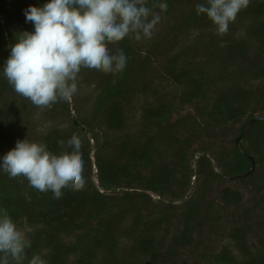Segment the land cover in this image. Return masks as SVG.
<instances>
[{"label":"trees","instance_id":"trees-1","mask_svg":"<svg viewBox=\"0 0 264 264\" xmlns=\"http://www.w3.org/2000/svg\"><path fill=\"white\" fill-rule=\"evenodd\" d=\"M177 1L148 0L147 6L167 3L161 22L173 14ZM207 27L215 25L206 14H197L195 6L147 44L142 57L134 36L120 41L126 67L117 74L99 73L90 117L75 116L73 100L59 101L67 124L51 127L37 142L58 154L64 150L59 140L66 146L74 133L80 137L83 190L65 188L55 199L51 191L31 187L25 177L11 178L0 170V210L6 209L31 241L23 264L34 255L45 264H183L182 250L200 243L196 236L203 228L224 216L207 200L215 184L249 171L253 158L254 169L236 178L251 177L255 186L264 185V120L241 137L246 153L235 142L251 117L264 115L263 92L253 85L264 78V0H250L230 23L228 36L205 33ZM15 29L5 34L0 24V161L20 140L17 113L36 107L3 75L18 36ZM195 30L201 31L189 37ZM153 61L159 66L154 76ZM154 81L169 85L160 91ZM138 95L151 100L140 105L139 126L129 133L127 108ZM187 105L195 113L174 118ZM237 123L232 146L226 148V130ZM193 177L198 183L190 192ZM220 197L227 206L242 204L241 192L229 186L220 190ZM179 200L183 203L175 204ZM242 216L243 221L221 234L228 238L224 246L204 259L264 264L262 225L246 210ZM250 235L257 237L255 251ZM9 264L15 261L9 258Z\"/></svg>","mask_w":264,"mask_h":264},{"label":"clouds","instance_id":"clouds-1","mask_svg":"<svg viewBox=\"0 0 264 264\" xmlns=\"http://www.w3.org/2000/svg\"><path fill=\"white\" fill-rule=\"evenodd\" d=\"M148 0H47L41 7L29 6L25 19L34 31L22 32L11 47L3 75L14 91L38 108H48L58 101L70 102L77 92L81 68L105 74H117L127 63L117 49L109 45L126 37L151 38L160 21L159 13L147 6ZM250 0H206L196 5L197 14H206L215 25L216 34H227L230 23L248 7ZM167 11V3H160ZM151 17V19H150ZM60 153H53L43 143L17 140L0 161V170L11 178L23 176L40 192L51 191L61 198L62 189L80 191L85 187L82 141L73 134L66 142L58 141ZM70 149V150H69ZM31 241L20 230L6 209L0 210V264H23ZM28 264H45L34 255Z\"/></svg>","mask_w":264,"mask_h":264},{"label":"rangeland","instance_id":"rangeland-1","mask_svg":"<svg viewBox=\"0 0 264 264\" xmlns=\"http://www.w3.org/2000/svg\"><path fill=\"white\" fill-rule=\"evenodd\" d=\"M201 0H178L173 8V14L164 21H159L153 29V33L151 38H141L139 41L134 38V41L138 46L141 45V51L138 56H144L145 47L147 44H150L155 39L163 33V30L167 28L169 25L175 22V20L182 15L188 13L192 10L196 4ZM47 0H0V24L4 29L5 34H9L10 30L14 27L18 32L19 37L20 33L28 31H34V25L31 22H27L25 19V10L29 8V6L41 7L45 4ZM153 12L159 13L161 10L159 7L153 8ZM151 19V17H150ZM13 27V28H12ZM208 30L215 31V28L207 27L205 29V33ZM201 30L191 31L189 37L193 38L196 34H198ZM231 30L228 29L227 34L223 36H228ZM241 35L240 32L237 33L236 36ZM218 38H222L223 36L217 35ZM221 45L225 44L224 41L220 42ZM118 44L109 45V49L111 54H115L118 48ZM152 67L154 68V73L157 75L156 62H152ZM3 70V69H2ZM100 71L89 68H81L80 72L77 76V92L73 96V108L75 110V116L77 117H90L93 111V103L94 99L98 93V88L95 80L97 81V76ZM158 80V79H156ZM256 81V80H255ZM157 81H154L153 86L158 87L159 89H163L164 86H168L169 84H164L162 87ZM254 87L262 90L263 98H264V78L257 79L256 82H253ZM17 98H15L16 100ZM145 100H151V97L145 98L144 96L138 95L136 96L127 108V117H128V128L126 132L132 133L139 126V117L141 114L140 105L145 102ZM264 104V99H263ZM63 110V106L61 102H57L51 107L48 108H38V107H27L23 111H19L16 115L17 120L19 121L18 125V136L20 140L27 138L30 142H37L40 140L43 133L49 130L53 126H57L62 124V126L67 124L68 117L65 116ZM187 113H195V109L189 105L185 106L182 110L174 114V118H177L181 115H185ZM263 113V111L258 112ZM53 114V115H52ZM240 123L234 124L232 127L227 128L226 135L227 141L225 143L226 148H230L232 146L231 138L235 134L236 127H238ZM128 134V133H123ZM111 135V134H110ZM90 137V134L88 135ZM208 142L205 141L204 144ZM92 146H94L95 142L90 140ZM96 149H92L91 158L94 160V151ZM1 156V155H0ZM192 166L195 165V160H192ZM94 173L96 172L95 167H93ZM96 179V176H95ZM251 177H246V179L241 178H225L223 182H219V184H215L214 190L207 196V200H213L215 204H217L218 211L223 213L224 216L220 220H217L213 224H209L203 228V232L200 235L196 236V240L200 243H194L192 246H189L182 250L181 258H184L182 261L183 264H212L207 259H204L207 253H210L214 250L221 249L224 244L227 242L228 238H222L221 234H225V230L228 231L229 227L238 225V220L243 221L245 216H242L244 210L248 211L252 216L253 220L256 219L259 221V224L262 226V230H264V185L261 183H257L258 186H255ZM198 181L193 177L192 178V190L195 189ZM229 186L232 189H237L242 194V204L241 206H227V204L221 200L220 190L224 187ZM157 198V195H155ZM183 200L175 201V204H182ZM222 209V211H221ZM179 212V210H178ZM234 221H236L234 223ZM23 232L26 233L25 228H19ZM261 230V231H262ZM225 236V235H224ZM249 244L252 251H255L258 248L257 237L256 235H250ZM125 243H127V239H124ZM210 259V258H209ZM181 262H177L180 264Z\"/></svg>","mask_w":264,"mask_h":264},{"label":"water","instance_id":"water-1","mask_svg":"<svg viewBox=\"0 0 264 264\" xmlns=\"http://www.w3.org/2000/svg\"><path fill=\"white\" fill-rule=\"evenodd\" d=\"M257 120H264V115H255L253 117L250 118L248 124L245 126V128L243 129V131L240 133L239 136H237L235 142H236V146L238 147V149L240 151H242L243 153H246L244 151V149L242 148L241 144H240V139L242 136H244L250 129L251 127L253 126V124L257 121ZM254 159L252 158V167L249 171L245 172V173H242L241 175H246L248 174L251 170L254 169ZM240 174L239 175H235V176H231L229 178H233V177H237V176H241Z\"/></svg>","mask_w":264,"mask_h":264}]
</instances>
